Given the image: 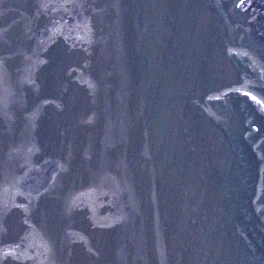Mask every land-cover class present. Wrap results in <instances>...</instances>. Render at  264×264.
I'll list each match as a JSON object with an SVG mask.
<instances>
[{"label":"water","instance_id":"1","mask_svg":"<svg viewBox=\"0 0 264 264\" xmlns=\"http://www.w3.org/2000/svg\"><path fill=\"white\" fill-rule=\"evenodd\" d=\"M151 264H264V0H81Z\"/></svg>","mask_w":264,"mask_h":264}]
</instances>
